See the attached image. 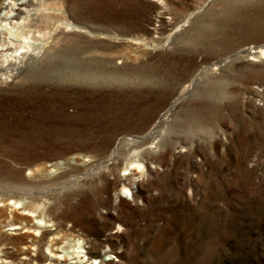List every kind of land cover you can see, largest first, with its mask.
Instances as JSON below:
<instances>
[{
	"label": "rangeland",
	"instance_id": "374dc122",
	"mask_svg": "<svg viewBox=\"0 0 264 264\" xmlns=\"http://www.w3.org/2000/svg\"><path fill=\"white\" fill-rule=\"evenodd\" d=\"M51 2L33 60L0 75V197L49 211L58 258L264 264V0ZM48 228L16 264H53Z\"/></svg>",
	"mask_w": 264,
	"mask_h": 264
},
{
	"label": "bare ground",
	"instance_id": "6f19581e",
	"mask_svg": "<svg viewBox=\"0 0 264 264\" xmlns=\"http://www.w3.org/2000/svg\"><path fill=\"white\" fill-rule=\"evenodd\" d=\"M51 1L52 0H14V2H10L4 7H9L10 9L2 20L5 22L7 21L10 27H15L20 30L13 35V38L9 37L7 39L6 37L0 36V75H13L14 70L25 63V58L29 61L33 60L35 50L37 49L34 43L40 41V39L44 37L45 31L49 28L50 23L56 20V15L48 12V10L52 9V7L49 6ZM56 30L60 31L58 26L55 27V31ZM4 33L7 35V32ZM260 53H262V50H260ZM133 141L138 142L137 139ZM132 163L133 162H131V167L127 166L124 169V171L129 170L127 177L124 180L116 178L111 184L120 181L123 189L130 188L133 181L129 178L134 175V171L137 170L138 172V165L135 163V165H133ZM32 175L34 176V172ZM138 184L141 185L142 182H138ZM118 198L120 202L124 200L120 196H118ZM134 198L132 194V200H134ZM35 199L36 198H31V202L26 205H20L19 199L10 198L5 201L3 200V196L0 197V235L5 228L12 230L13 232L9 240L14 242H10V245L17 248L16 253H12L8 249V243L3 242L0 237V264H16L15 256L17 254L25 256L28 261L37 262L43 259L40 254V247L43 237L49 233V224L54 227L55 232H53L51 238L48 240L46 248L48 249V255L51 257L53 264H86L90 258L94 260L98 258L97 253L92 248L86 249L83 245L74 246L72 252H70L71 256L69 258H58V245L66 239L67 234L63 233L61 225L54 223L55 220L47 209L40 208L41 203L34 202ZM111 205H116L115 199L111 201ZM6 209L10 210V215L8 217L4 216ZM116 224L118 227L121 226V222L118 220ZM79 239L81 238L78 237L77 240ZM17 244L25 246V249L18 248ZM32 251L33 254H30ZM81 252H85L87 255L86 261H84V258L82 259ZM105 254L108 253L105 252ZM102 262L104 264H116L104 260ZM118 262L119 264L121 263V255H118ZM21 264H23V262H21Z\"/></svg>",
	"mask_w": 264,
	"mask_h": 264
}]
</instances>
